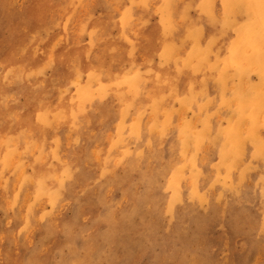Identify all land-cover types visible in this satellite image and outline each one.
<instances>
[{
	"label": "rangeland",
	"instance_id": "rangeland-1",
	"mask_svg": "<svg viewBox=\"0 0 264 264\" xmlns=\"http://www.w3.org/2000/svg\"><path fill=\"white\" fill-rule=\"evenodd\" d=\"M222 5L0 0V264H264V87L214 72Z\"/></svg>",
	"mask_w": 264,
	"mask_h": 264
},
{
	"label": "bare ground",
	"instance_id": "bare-ground-1",
	"mask_svg": "<svg viewBox=\"0 0 264 264\" xmlns=\"http://www.w3.org/2000/svg\"><path fill=\"white\" fill-rule=\"evenodd\" d=\"M222 9L224 19L229 22L225 29H231L234 37L223 43L227 47L221 49L215 56L217 61L213 62L222 64L223 71L219 69L220 67L213 70L218 72V78L225 82L228 76H233L235 73L245 75L255 68L258 80L255 83L249 82L248 85L251 89H261L264 87V0H223ZM230 71L233 75L226 74ZM234 87H236L235 91L241 90L240 84ZM256 102L260 105L264 104V92L256 91ZM240 103L243 111L242 109L249 103L248 96H243ZM228 130L233 136H238V128Z\"/></svg>",
	"mask_w": 264,
	"mask_h": 264
}]
</instances>
